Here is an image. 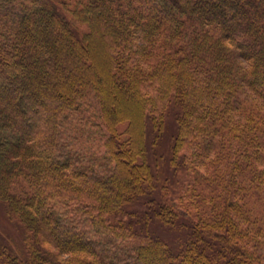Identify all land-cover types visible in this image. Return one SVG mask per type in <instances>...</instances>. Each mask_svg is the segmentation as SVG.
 <instances>
[{"label": "trees", "instance_id": "trees-1", "mask_svg": "<svg viewBox=\"0 0 264 264\" xmlns=\"http://www.w3.org/2000/svg\"><path fill=\"white\" fill-rule=\"evenodd\" d=\"M0 205V264H259L264 0H0Z\"/></svg>", "mask_w": 264, "mask_h": 264}, {"label": "rangeland", "instance_id": "rangeland-1", "mask_svg": "<svg viewBox=\"0 0 264 264\" xmlns=\"http://www.w3.org/2000/svg\"><path fill=\"white\" fill-rule=\"evenodd\" d=\"M150 130L151 129L149 127H147L145 130V141L147 143L146 150H147V154H149L148 159H149L151 169L153 170L154 174L158 178L157 179L158 188L155 191L156 194H153V192L150 191L151 193H148L147 195L150 194L152 197L157 198V199L161 197L163 198L167 197L168 202L172 203L173 194L169 193V195L164 196L163 187L160 188V185H163L162 183L165 181L166 175L170 173L168 169L169 167L168 164H169V159L171 156V152H170L171 143L169 140L173 136L172 133L175 132V124L173 122L172 123L170 122L169 125L162 130V136L159 140L155 139V137H154V140H150L151 138ZM154 148L156 149L157 155L153 151ZM158 154H160V156H158ZM177 174H178V171L176 174L174 173V178L177 176ZM171 191L173 192L172 189ZM148 198H150V196ZM149 208L150 207H147L146 205L144 206L143 200L142 201L140 200L139 204L135 205L134 208L132 207L130 210V211L135 212L136 214H139L138 219H140L139 224L141 226L144 225L145 223V215H143V213L146 214ZM152 218L153 216H151L150 221H148L149 232L152 231L151 233L157 234L166 242L168 243L171 242L173 244L175 241H177V239L180 236H183L181 241H184V239H186V235H187L186 229L188 227L184 222H182V220L180 221L178 220L176 224L174 225V227L171 228L169 226H162L158 221H155ZM178 226H182L184 229L180 230ZM21 239L22 237H21L20 229L17 226H15L10 220H8L5 214L4 208L0 205V246L6 243H9V244H12L11 250L15 248L17 249L18 247H21L22 245ZM263 242H264V237H263ZM260 253L262 254V257H261V262H259V264H264V248L260 250Z\"/></svg>", "mask_w": 264, "mask_h": 264}]
</instances>
